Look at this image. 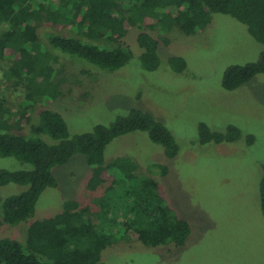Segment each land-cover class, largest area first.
Wrapping results in <instances>:
<instances>
[{
	"label": "rangeland",
	"instance_id": "374dc122",
	"mask_svg": "<svg viewBox=\"0 0 264 264\" xmlns=\"http://www.w3.org/2000/svg\"><path fill=\"white\" fill-rule=\"evenodd\" d=\"M143 33L154 39L159 36L147 28H133L117 38L129 45L132 58L114 72L84 59L57 54L50 63V83L57 96L38 97L34 111H28L31 117L42 110L59 113L73 137L91 132L97 125L109 126L131 110H141L160 121L177 144V155L168 158L164 148L151 142L146 133L133 132L112 140L103 161L109 164L116 158H128L140 173L157 181L159 193L172 213L189 225L184 245L145 247L135 234L124 233L126 238L120 233L123 238L116 235L113 244L101 253L103 264H264V217L260 206L264 74L235 90L222 88L224 71L230 66L256 62L262 46L235 19L212 14L206 28L194 35L186 36L173 28L159 36L157 67L144 71L136 43ZM170 58L182 59L184 70L177 72ZM5 63L1 65L10 64ZM41 88L53 93L48 82ZM23 101L24 92L17 89L7 95L5 107L16 110ZM31 122L36 124V118ZM200 123L222 133L234 126L239 130V139L200 145ZM40 138L55 143L47 136ZM153 166L165 168L166 175L161 176ZM26 169L28 165L13 157H0V170ZM90 174V167L79 154L54 167L56 186L42 193L27 222L16 226L0 222V239L24 244L30 222L54 217L66 202L90 206V200L102 193V186L96 193L87 191ZM25 190L14 184L1 186L0 199Z\"/></svg>",
	"mask_w": 264,
	"mask_h": 264
},
{
	"label": "trees",
	"instance_id": "16d2710c",
	"mask_svg": "<svg viewBox=\"0 0 264 264\" xmlns=\"http://www.w3.org/2000/svg\"><path fill=\"white\" fill-rule=\"evenodd\" d=\"M212 14L235 19L263 48L256 62L224 71L222 88L232 91L264 74V0H0V157H13L29 166L19 171L0 170V187H26L18 195L0 199V222L8 226L27 222L42 193L56 186L52 169L73 155H82L91 169L87 191L96 193L102 186V193L90 200V206L66 202L54 217L30 222L24 244L0 239V264H103L101 253L120 233L135 234L145 247L184 245L189 225L172 213L157 181L140 173L128 158H116L109 164L103 161L112 140L133 132L146 133L151 142L164 148L168 158H174L177 144L160 121L134 109L109 126L97 125L91 132L70 137L59 113L42 110L31 117L28 111H34L38 97L57 96L50 83V63L57 54L114 72L132 58L129 45L117 39L129 30L147 28L161 36L176 28L190 36L204 30ZM159 36L154 39L143 33L136 41L144 71L157 67ZM4 61V65L10 64L2 66ZM169 63L177 72L184 70L180 58H170ZM44 82L53 93L41 88ZM17 89L24 92L20 108H6L7 95ZM239 136L234 126L222 133L211 131L204 123L198 125L200 145L230 143ZM152 169L161 176L167 173L160 166ZM260 206L264 217V175Z\"/></svg>",
	"mask_w": 264,
	"mask_h": 264
}]
</instances>
